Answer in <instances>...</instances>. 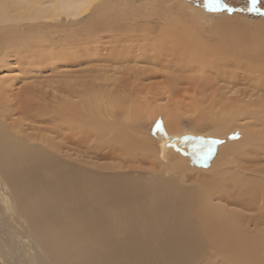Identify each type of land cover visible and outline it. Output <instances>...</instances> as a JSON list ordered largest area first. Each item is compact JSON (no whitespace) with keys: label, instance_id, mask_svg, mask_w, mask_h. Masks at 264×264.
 <instances>
[{"label":"rangeland","instance_id":"1","mask_svg":"<svg viewBox=\"0 0 264 264\" xmlns=\"http://www.w3.org/2000/svg\"><path fill=\"white\" fill-rule=\"evenodd\" d=\"M109 2L108 28L88 37L85 30L91 19H82L83 16L81 19L88 22L79 26L83 28L82 32L75 34L74 45L70 47V51L75 53L67 61L56 62L54 67L51 66L49 54L32 56L38 59L35 60L24 47L16 54L12 50L4 52L0 38L2 124L18 130L16 135L19 138L33 139L29 144H41L37 138L55 142L61 147V152L57 159H50V162L57 163L58 170L65 177L87 179L98 184V192L104 193L103 196L97 192L96 200L80 192L65 196L64 187L57 184L58 180L42 173L34 164L22 170L27 176L19 172L13 176L14 173L10 175L0 170V220L5 222L1 225L4 227L2 231L7 233L11 243L19 245L23 254L28 257L41 255L49 264H57L55 258L63 259L64 255L60 254L64 251L55 247L56 257L52 259L46 246L55 243L42 241V235L35 233V216L63 233L64 237L60 235L59 239L71 249L68 259L74 263L220 264V258L210 244L197 248L191 244L189 228H186V232L170 230L177 223L174 210H171L172 206L175 207L173 203L168 202L167 206L162 203L156 207L150 205L152 208L146 204L153 201L151 198L155 199V193H163L168 197L170 192V195L173 193L175 196L180 190L183 195L185 190L197 186V175L201 174L199 170L192 176V173L181 174L177 168L183 155L192 158L196 148L201 147V157L206 156L212 140L221 141L212 146L213 149L244 141L243 130L234 129L225 133L223 138L224 131L220 128L222 121H199L200 117L213 113L219 118L226 115L234 98L242 102L246 100V103L250 100L262 101L264 93L253 92V80L251 77L246 79L250 76V70L245 67L238 71L237 80L230 86L226 83L227 78H213L214 73L211 71L199 74L183 69L196 57L192 55L195 53L189 50V45L178 47L171 41L174 33L178 35L180 32L179 37L184 40L193 37L199 46L208 44L214 48L220 39L229 44L237 41L246 48L257 44L263 52L259 56L264 58V0H257L255 7L251 0H220V4L211 5L210 0ZM222 4H227L232 10L223 8ZM171 26L178 30L174 32ZM168 27H171V31L166 30ZM25 31L29 35L33 34L28 29ZM71 32L72 27L68 25L66 34L70 36ZM167 37L171 39L170 42ZM63 38L66 36L52 34L47 41H55L52 45L56 48ZM118 51L131 55L127 62L120 60L121 57L116 55ZM212 56L208 58H211L209 61L215 60V56ZM263 58L260 67L264 68ZM232 64H224L219 69L231 70ZM263 72H259V78ZM90 93L95 94L92 112L90 108L89 111L85 109L82 103L87 101L85 97ZM223 96H227V99L224 100ZM212 109L214 112L211 113ZM131 111L138 112L137 116L128 118L126 115ZM79 115L123 131L145 144L152 143L157 151L159 140L165 133L175 135L172 142L179 141L178 146L184 147L187 153L182 155L171 148L167 160H163L160 155L156 161L141 155L125 157L122 148L111 147L112 133H106L101 140L96 134L81 132L76 121L72 120L79 118ZM158 122H162L159 129L156 127ZM170 123H174L176 131L165 129ZM249 123L251 120H244L241 125ZM36 151L39 152L38 149ZM201 160L203 162L206 159ZM235 166L234 163L230 164L224 170ZM261 167L264 168V163H261ZM19 177L25 181H20ZM50 192L55 194L53 199L48 196ZM20 197L28 198L29 203L34 205L36 212L33 219L23 212ZM221 202L215 201L225 203ZM63 207L69 212L63 214ZM233 207L227 205L226 208L242 211L240 207ZM253 229L254 226L251 227ZM42 237L45 239L44 235ZM6 257L0 253V264H23L15 258ZM29 264L37 263L29 260Z\"/></svg>","mask_w":264,"mask_h":264},{"label":"bare ground","instance_id":"2","mask_svg":"<svg viewBox=\"0 0 264 264\" xmlns=\"http://www.w3.org/2000/svg\"><path fill=\"white\" fill-rule=\"evenodd\" d=\"M101 1L103 2L99 6L98 4ZM160 1L167 2L168 0ZM148 2L153 3L154 0H148ZM109 4V0H0V38L3 42L2 50H12L16 54L20 48L24 47L31 58L32 56H42V54L46 56L49 54V59H51L50 61L52 64L51 66L54 67L56 62L67 61L70 56L75 53L74 51H70V47L71 45H74L76 39L75 34H77V32H82L83 28H80L79 26H83L84 23L88 22H85L82 19H91L87 23V31L85 30L88 37L89 35L95 34V32L103 31L108 28V24L110 23L107 15L110 12ZM68 25L72 27V35L70 36L66 34V27ZM171 27L174 28L173 26ZM171 27H168L166 30L169 31ZM24 29L32 31L33 34L29 35L30 33L26 32ZM176 30L178 29H175L174 32H176ZM52 34H55V36L64 35L66 38L60 40L58 44L56 42L58 47L54 48L52 44L55 41H47V38ZM174 34L175 35L171 34L173 35L171 42L174 45H178V47H182L183 44L189 45V50L195 53V55H192L196 56H192V62L190 61V63H187V65L193 64L194 66L189 67L186 65L183 69L197 72L199 74L211 71L214 73L213 78L217 77L220 80L227 78L226 83H229L230 86L234 83L233 81L237 80L238 71L245 67V69L250 70V76L246 79H250L251 77L253 80V92L255 91L258 94L264 93V72L262 73V76L260 75V78L258 76L259 72L264 71V68L260 67V64L263 63V56H259L262 49L259 46H256L257 44H254L252 48H246L241 46V43H238L237 41L229 44V42L220 39V41L217 42L218 44L212 48L213 46H209L208 44H202L203 46H199L196 40L193 41V37L184 40V38L178 36L181 35L180 32L178 35H176V33ZM168 38L169 37H167V39ZM168 40L167 41L170 42L171 39ZM56 44L54 45L56 46ZM57 50L62 52H58ZM78 54L81 53L79 52ZM212 54L215 56V60L209 61L211 58H208L211 57ZM116 55L121 57L120 60L125 61L131 56L130 54L121 51H118ZM186 61H189V59ZM228 63H233L231 65V70L227 71L219 69V66ZM194 80L200 79L194 78ZM209 83L212 84V82ZM219 91L222 90L219 89ZM246 94L247 93H245V95ZM224 96V100L227 99V96ZM236 98L231 101L232 103L229 105L226 115L219 116L218 118L212 113L214 112L212 109V114H209L210 116L207 115L204 117L201 115L202 117L199 118V121H204V119L212 122L222 121L220 122L222 123L220 128L224 131L222 135L223 138L225 133L231 132L234 129H241L244 132V141L242 143L230 144L228 147L214 148L211 156H208L203 162L201 160V153H203L201 147H197L196 154H193L192 158H189L187 155H183V153L187 152L183 149L184 147H179L180 145L178 146L179 141L172 142L173 139H175L173 137L175 135H167L165 133L159 140L160 147H158L159 150L157 151V148L154 147L152 143L145 144L140 139H136V137L134 138L123 131L114 130L110 126L100 123L93 118L80 115L79 118H71L73 121H76L81 132L87 131L88 134H96V136H100L101 140L106 133H112L113 138L110 140V145L112 144L111 147L115 149L118 147L122 148L126 155L125 157H137L138 155H141L145 159L156 161L157 156L160 155L163 160H167L171 148L173 151L178 150L180 154L184 156L183 159H179L177 165L181 174L187 175V173H192L193 176L194 173H198L197 170L201 173L197 175V178L199 179L198 184H196L197 186L190 190H185L183 195L180 190L175 196L173 193L170 195V192L168 197L163 193H155V199L151 198L153 201L150 200L148 202L149 204L147 203L146 206L149 208L150 205L156 207L161 206L162 203L166 206L168 202L173 203L175 207L172 206L171 210H174V217L177 223L172 226L170 230H177L178 232L185 230L186 232V228H189V241L191 244L194 246L196 245V248L197 246L210 244L215 248L216 255L220 258V264H264V168L261 167V163H264V100L252 102L250 100V102L246 103V100L242 102V100ZM85 99L87 100L85 103L81 101L83 107L88 109V111L90 108L91 111L92 106H94L95 103V94L90 93ZM221 101L220 104L222 103ZM212 102L215 103L214 100H212ZM216 104L218 105L219 103ZM114 105L117 104L115 103ZM114 105H112V107ZM138 111L140 112V110ZM129 113L130 114L126 116L128 118H133L137 116L138 112L135 113L131 111ZM65 120L70 121L68 119ZM244 120H251V123L248 125H241V122ZM62 121H64V119H62ZM258 127H262V129H259ZM165 129L168 131H176L177 127L175 128L174 123H170L165 126ZM17 131L13 126L4 125L0 121L1 171H5V173L7 171L8 174L14 173L13 176L16 175V172L26 175L25 171L22 170H24L26 166L34 164L33 166L39 169V171L42 173L44 172L46 175L54 176L55 179L58 180L57 184L64 187L65 196H70L72 192H80L83 195H87V197L96 200L95 195H98V184H94L87 179L82 180L80 178L75 179L65 177L63 172L58 170L59 167L57 163L50 162V159H52L51 161L57 159L59 152H61V147L55 144V142L43 138H37L38 143H41L39 145H37V143L29 144L33 139H29L28 137L19 138L16 135L18 134ZM36 149H38L39 152L36 151ZM198 161L201 162L198 163ZM233 163L236 165L235 168L231 167L228 170H224L225 168H228L226 166ZM232 169H234L233 172ZM60 174H62V176ZM19 179L21 178L19 177ZM22 180L25 181L24 179H21L20 181ZM99 187L101 186L99 185ZM72 188H74V190H72ZM98 193L101 194L102 192L99 191ZM102 194L104 196V193ZM54 195L55 194L52 192L48 194L50 199H53L55 197ZM20 200L22 201L21 207L24 210L23 212L33 219L34 212H36L34 205L29 203L28 198L25 199L24 197H20ZM216 200H220L223 203L225 202L227 205H234V207L237 208L240 207L242 211L229 210L226 208L227 205L225 203H215ZM54 205H57V203ZM39 210L40 209H37V212H40ZM62 212L63 214H66L69 210L64 208ZM144 216H146V214ZM34 218L35 233L37 235L40 234L45 236V239L41 236L42 241L48 240V242L55 243V245L49 243L46 246V250L49 252L52 259L53 257H56L55 247H60V250L62 252L64 251L60 256L64 255V257L63 259L55 258L57 264H78L68 259L71 249L67 247V243H62L59 239L60 235L64 237L63 233L54 230L55 227L53 226H47L44 224V220L37 219L36 216ZM3 224H5V222L0 220V226H3ZM2 226L0 227V253H2L3 256L7 255L10 258H15L23 264H29V260L31 262H36L37 264H49L48 260L41 255L28 257L26 254H23L18 247V244V246H15L11 243L12 241L10 242L8 240L9 238L7 239L8 235L2 231L4 228H2ZM252 226H254L255 229L251 230ZM51 227H53V229ZM64 234H66V232ZM27 259L29 260L27 261Z\"/></svg>","mask_w":264,"mask_h":264},{"label":"snow or ice","instance_id":"3","mask_svg":"<svg viewBox=\"0 0 264 264\" xmlns=\"http://www.w3.org/2000/svg\"><path fill=\"white\" fill-rule=\"evenodd\" d=\"M251 2H252L253 7H255V5L257 4V0H251ZM211 4H220V0H210V5ZM221 6L223 8H226V9L230 10V11L232 10V9L229 8V6L227 4H222ZM161 123L162 122H158L157 123L156 127L158 129L161 127ZM220 142L221 141H218V140H212V141H210L207 154H206V156L202 157V159H206L208 156H211L212 151H213L212 146H214L215 144L220 143Z\"/></svg>","mask_w":264,"mask_h":264}]
</instances>
